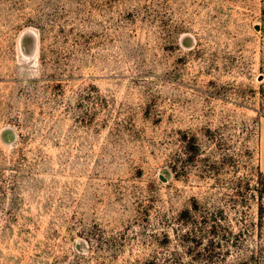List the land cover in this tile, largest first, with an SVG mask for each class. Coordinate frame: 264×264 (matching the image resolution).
<instances>
[{
    "label": "rangeland",
    "instance_id": "obj_1",
    "mask_svg": "<svg viewBox=\"0 0 264 264\" xmlns=\"http://www.w3.org/2000/svg\"><path fill=\"white\" fill-rule=\"evenodd\" d=\"M0 264H264V0H0Z\"/></svg>",
    "mask_w": 264,
    "mask_h": 264
}]
</instances>
